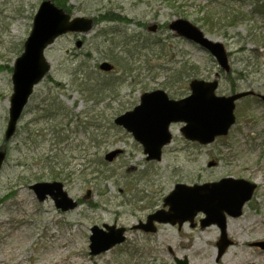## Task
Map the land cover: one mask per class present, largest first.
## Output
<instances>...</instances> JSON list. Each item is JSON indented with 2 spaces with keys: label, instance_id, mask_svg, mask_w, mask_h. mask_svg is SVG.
<instances>
[{
  "label": "rangeland",
  "instance_id": "rangeland-1",
  "mask_svg": "<svg viewBox=\"0 0 264 264\" xmlns=\"http://www.w3.org/2000/svg\"><path fill=\"white\" fill-rule=\"evenodd\" d=\"M43 1L48 0H0V154L4 155L0 252L6 247L11 255L17 252L12 248L15 234L24 246L7 264H175V259H187L189 264H264V250L251 246L264 242V103L251 98L238 101L235 124L227 136L206 146L186 141L180 132L183 124H172L171 144L159 162H146L142 147L128 132L107 129L108 120L132 110L143 93L162 90L178 100L190 93L193 79L218 78L220 96L229 95L232 88L264 96V16L253 13V2L61 0L73 17L92 19L93 28L85 34L63 35L44 51L49 72L35 86L14 135L6 141L13 64L23 52ZM107 12L117 16V21L95 24ZM179 19L223 44L228 72L221 71L207 52L168 28ZM152 26H156L153 32L148 30ZM103 62L111 63L113 71H101ZM121 65L129 67L130 73L123 75ZM75 72L79 74L74 79ZM180 72L184 76L179 82L176 78L174 85L167 83ZM88 77L98 78L93 82L109 79L115 82L114 90L88 100L78 86ZM48 105L53 109L48 112L51 119L43 111ZM89 116L104 126L109 137L97 155L92 147L83 149L90 144L81 132V121H89ZM68 120L71 123L66 125ZM116 148L123 153L115 161L107 167L95 164V158ZM102 170L104 175L96 174ZM228 177L254 183L256 190L242 215L227 219V236L233 245L220 259L215 226L201 232L160 225L154 234L133 229L162 207L163 198L176 184ZM53 181L62 183L68 197L77 201L74 209L62 212L51 198L39 201L30 189L36 183ZM104 224L125 228V241L92 256L90 229Z\"/></svg>",
  "mask_w": 264,
  "mask_h": 264
},
{
  "label": "water",
  "instance_id": "water-1",
  "mask_svg": "<svg viewBox=\"0 0 264 264\" xmlns=\"http://www.w3.org/2000/svg\"><path fill=\"white\" fill-rule=\"evenodd\" d=\"M93 28V20L89 18L71 17L63 9L54 5L51 0L43 1L37 9L32 21L31 32L23 45L22 54L15 60L12 72V95L10 97L9 119L5 132L7 141L14 133L34 87L48 73L50 66L44 58V51L58 37L67 33L85 34ZM168 28L175 35L196 44L203 51L209 53L218 66L225 72L229 71V64L224 46L206 38L203 32L184 19H179ZM156 26L149 31H155ZM77 47L81 45L77 41ZM113 66L108 62L100 65V70L109 72ZM190 94L180 100H172L162 90L144 93L140 103L132 111L114 119V124L130 133L134 140L143 148L147 161H160L162 149L170 143L169 127L173 123H183L180 129L183 137L201 145L212 143L217 137L226 136L235 122V102L252 92H240L231 96H218L216 79L207 82L193 80ZM264 102V97H261ZM117 149L107 153L104 159L112 162L121 154ZM0 154V164L3 160ZM255 184L243 179L231 177L217 182L188 186L177 184L163 200L167 211L159 210L147 217L146 223H140L135 229L144 232H155L157 224H178L192 222L193 218L202 213L201 227L217 225L221 231L218 242V257L231 244L227 240L226 216L236 218L241 216L242 208L248 202L255 190ZM39 201L50 197L57 209L68 211L76 207V202L68 197L59 182L36 183L30 186ZM89 252L96 256L106 252L125 240V229L103 225L101 228L93 226L90 229ZM264 249V242L255 244ZM176 264H188L187 260H175Z\"/></svg>",
  "mask_w": 264,
  "mask_h": 264
},
{
  "label": "trees",
  "instance_id": "trees-1",
  "mask_svg": "<svg viewBox=\"0 0 264 264\" xmlns=\"http://www.w3.org/2000/svg\"><path fill=\"white\" fill-rule=\"evenodd\" d=\"M52 1L57 7L64 9L67 13L71 14L70 7H68L64 1H61V0H52ZM251 1L253 2L254 6H255L253 13L259 14L260 16L263 17L264 16V0H251ZM117 19H118L117 16L113 17L109 12H107L106 14L101 15L97 19H95L94 22H95V24L101 23L102 21H106L109 23V22H115V21H117ZM106 34H108V33H106ZM106 34H104V36H106ZM112 58H113V56H112ZM114 60L116 63L120 62L118 58H114ZM121 66H122L121 73H123V75L126 73H130L129 67L125 68L124 65H121ZM75 73L76 74L74 75V79L79 74L78 72H75ZM180 73L181 74L176 75V76L171 75L170 78H173V81L171 79H168L169 81L167 83H171L172 85H174L176 78H177V82H179L181 80V77L184 76V75H182V72H180ZM184 73H185V75H188V72H184ZM193 73H195V72H193V70H192V74ZM83 76H86V74L84 73ZM92 79L98 80V78H90V77H88V79L82 78L81 82H79V84H78L79 88L82 87L83 88L82 91H85V93H86L85 97L88 100L100 99V97L103 96V93L105 90H107V91H113L114 90L113 87L115 86V82L111 83L109 81V79L108 80L102 79V82H99V81L93 82ZM91 83H93V84L90 85ZM234 90L235 89L232 88V91H234ZM47 107H48L47 109L44 107L43 111L44 110L46 111L45 117H47L48 119H51V115H49L48 112L51 114V111H53V109L50 107V105H48ZM59 109H60V107L56 108V110H59ZM89 117H90L89 121H86V120L84 122L81 121V124L83 126V130L81 132L85 134V136H86L85 139H87L88 143L90 144L88 146V148H85V146H84L83 149L88 150L90 147H92V149L93 148L95 149V153L97 155L103 146H105V147L107 146V141H108L109 137L106 136L107 135L106 133H104V126H102L96 118H93L92 116H89ZM70 121L71 120H68L66 125H69V123H71ZM108 122H109V127L107 128L108 130L116 128L114 126L113 122H111L109 120H108ZM76 131H78V130H76ZM55 134H57V133H55ZM88 162H90V160ZM94 162H95V164L107 167V163L104 161L103 157H101V156L95 158ZM49 168H50V164H49ZM98 173H99V175H104L105 170L97 172L96 174H98ZM50 174H52L53 179L57 178V176H55L53 172H51ZM109 177L110 176H104L105 179L109 178Z\"/></svg>",
  "mask_w": 264,
  "mask_h": 264
},
{
  "label": "bare ground",
  "instance_id": "bare-ground-1",
  "mask_svg": "<svg viewBox=\"0 0 264 264\" xmlns=\"http://www.w3.org/2000/svg\"><path fill=\"white\" fill-rule=\"evenodd\" d=\"M22 237H24V236H22ZM17 238H19L18 239L19 242L18 241L17 242L15 241V239H17ZM20 241H21V238L17 234H15L14 239L12 241V248L17 249V252H15L14 254L11 255L10 254L11 251L9 252L10 249L7 248V247L4 248L2 250V252H0V255H1L0 262H1V264H7V262L9 260H11V258H14L15 259L18 256V253L24 248V246L22 245L23 242H20ZM52 256H53V254L49 255V259L52 258ZM4 258H6L7 260H5ZM19 260L20 259H18L17 261H19Z\"/></svg>",
  "mask_w": 264,
  "mask_h": 264
},
{
  "label": "flooded vegetation",
  "instance_id": "flooded-vegetation-1",
  "mask_svg": "<svg viewBox=\"0 0 264 264\" xmlns=\"http://www.w3.org/2000/svg\"><path fill=\"white\" fill-rule=\"evenodd\" d=\"M201 219H202V215H197L196 218L190 224H187V227L189 228V230L190 231H201V232L207 230L208 227L206 228L200 227ZM254 248H257V247H254Z\"/></svg>",
  "mask_w": 264,
  "mask_h": 264
}]
</instances>
